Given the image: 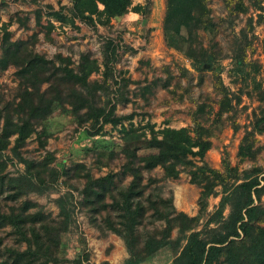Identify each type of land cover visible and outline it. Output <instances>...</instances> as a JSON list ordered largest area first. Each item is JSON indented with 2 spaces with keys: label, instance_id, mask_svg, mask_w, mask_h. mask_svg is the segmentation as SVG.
<instances>
[{
  "label": "rangeland",
  "instance_id": "1",
  "mask_svg": "<svg viewBox=\"0 0 264 264\" xmlns=\"http://www.w3.org/2000/svg\"><path fill=\"white\" fill-rule=\"evenodd\" d=\"M241 1L244 9L238 7L236 0H205L213 27L198 30L193 44L203 47L213 58L195 69L182 49L164 41L161 28L164 0H99L98 7L106 18L103 24H88L77 18L73 24L60 22L49 13L60 10L68 14L71 0H0V37L7 31L10 39L32 40L35 51L47 57L55 53L69 56L73 61L70 65L77 62L79 53L87 52L99 65L97 71L90 73L89 80L102 77L101 49L106 41H109V50H113L112 78L107 79L110 87L106 93H101L97 124L90 127L89 120L78 121L66 108L55 107L19 147V154L24 158L40 159L49 153L48 165L53 172L47 186L15 197L0 194L2 209L28 200L38 204L46 214L49 224L40 231L45 241L57 246L56 254L60 257V262L48 264H98L102 260L123 264L127 252L122 239L98 225L107 210L96 215L92 224L88 213L78 204L83 179L72 175L75 163H82L93 176L116 171L113 194L127 183L129 175L119 173L125 159L119 151L124 143L120 124L135 127L139 132L144 130L146 136L147 124L153 129L190 127L193 111L197 104H202L203 112L198 119L211 128L210 146L204 153L206 163L221 169L225 157L237 167L239 176L254 166L264 169V131L254 134L260 149L253 158H240L236 154L244 130L255 127V119L264 114V0H259L260 6L258 0ZM48 21L52 26L47 30ZM236 57L242 61L236 63ZM13 69L12 65L0 68V98H3L0 104L13 93L16 84ZM216 75L226 86L231 104L219 117L216 110L221 93L217 90ZM123 114L131 116L115 124L110 121L113 115ZM130 145L137 154L152 150L141 141H132ZM191 158L199 163L196 156ZM1 163L4 164L1 173L16 175L23 171L22 162L9 149L0 155ZM187 169L181 167L175 177H163L159 166L143 171V182L148 177L154 179L145 191L157 200L171 197L176 210L195 214L198 187L190 182ZM220 191L221 186L216 185L214 193L207 197L197 229L216 207ZM105 200L109 201L110 196L106 195ZM255 202L264 206V192ZM60 207L67 215L60 214ZM151 211L146 208L143 223L138 226L142 234L163 226L162 219ZM227 212L225 205L223 214ZM110 213L114 215L113 211ZM176 234L173 228L170 236L173 238ZM0 237V258L7 254L3 246H25L8 225L0 227ZM172 257V247L165 244L139 264H171Z\"/></svg>",
  "mask_w": 264,
  "mask_h": 264
},
{
  "label": "trees",
  "instance_id": "2",
  "mask_svg": "<svg viewBox=\"0 0 264 264\" xmlns=\"http://www.w3.org/2000/svg\"><path fill=\"white\" fill-rule=\"evenodd\" d=\"M98 1L71 0L68 14L60 10H51L49 13L60 22L73 24L77 18L88 24H103L106 18L98 7ZM260 1L257 2L258 6ZM236 2L238 7L245 8L241 0ZM35 18H39L37 12ZM46 26L48 30L52 23L48 21ZM212 27L205 0H164L161 20L164 41L169 46L182 49L195 69L210 63L213 57L203 47L194 45L193 40L198 30H211ZM101 54L102 77L89 80L90 73L99 69L96 59L89 53H79L77 62L70 65L73 61L69 56L55 53L47 57L32 48V40L10 39L7 31H3L0 37V68L12 65L16 84L11 97L0 104V155L9 149L24 167L16 175H7L1 173L4 164H0V194L15 197L47 186L53 172L48 165L51 160L49 153L40 159L24 158L19 154V147L35 126L51 115L55 107L66 108L78 121L89 120L90 127L97 124L96 111L101 93H106L110 87L107 79L112 78L110 62L114 57L113 50H109V41L104 43ZM241 61L240 57H236V63ZM216 85L221 93L216 110L219 117L231 108V104L226 95L227 88L219 76ZM201 112L203 105L197 104L190 127L162 126L153 129L151 124H147L148 136L144 130L139 132L135 127L120 124L124 143L119 151L125 159L119 173L128 174L129 180L115 194L111 189L116 171L93 176L88 169H84L82 163H75L72 175L83 179L78 204L88 213L92 224H95L96 215L107 210L100 217L98 225L122 239L127 252L123 264H139L165 244H169L173 250L171 264H264V226L261 225L264 222V206L255 202L264 192V169L254 166L239 176L237 167L225 157L221 169L209 166L204 160V153L210 146L208 136L211 128L198 119ZM130 116L113 115L110 121L115 124ZM258 130L264 131V114L255 119V127L244 130L239 138L236 154L240 158H253L260 149L254 135ZM132 141H141L144 147L152 150L137 154L130 145ZM192 156H196L199 163L193 161ZM155 166L161 168L163 177H175L181 167H188L189 180L198 187L195 214L188 215L176 210L171 197H158L157 200L145 191L148 183L154 179L148 177L143 182V171ZM64 173L67 171L64 170ZM216 185L221 186L217 205L203 226L197 229L198 220L206 208L207 197L214 193ZM106 195L110 196L109 201L105 200ZM225 205L228 206L226 215L223 214ZM30 206L34 208L30 209ZM7 207L5 210L0 206V227L8 225L15 238L24 241L25 246H3L7 254L0 258V264L60 262L56 254L57 246L45 241L41 234L40 229L49 224L41 207L28 200ZM146 208H151V212L162 219L163 226L142 234L138 226L143 223ZM59 212L67 215L62 207ZM209 223L214 225L209 226ZM173 228L177 234L172 238L170 232ZM98 264L109 263L102 260Z\"/></svg>",
  "mask_w": 264,
  "mask_h": 264
}]
</instances>
